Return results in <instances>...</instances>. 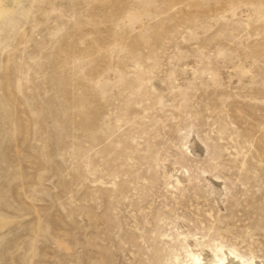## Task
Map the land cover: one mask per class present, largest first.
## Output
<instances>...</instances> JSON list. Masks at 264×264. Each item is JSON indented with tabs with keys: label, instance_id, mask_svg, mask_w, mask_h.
I'll return each mask as SVG.
<instances>
[{
	"label": "rangeland",
	"instance_id": "rangeland-1",
	"mask_svg": "<svg viewBox=\"0 0 264 264\" xmlns=\"http://www.w3.org/2000/svg\"><path fill=\"white\" fill-rule=\"evenodd\" d=\"M0 220V264L264 260V0H17Z\"/></svg>",
	"mask_w": 264,
	"mask_h": 264
},
{
	"label": "bare ground",
	"instance_id": "bare-ground-1",
	"mask_svg": "<svg viewBox=\"0 0 264 264\" xmlns=\"http://www.w3.org/2000/svg\"><path fill=\"white\" fill-rule=\"evenodd\" d=\"M16 2H17V0H0V18L5 16V14L7 15L8 12L13 10V8L16 5ZM201 146H203V145H201ZM198 147H200V146H198ZM201 148H203V147H201ZM201 148H200V151H201ZM168 177L172 178V175H169ZM174 181H175V186H178L180 184V180L178 178H174ZM7 224H8V222L0 220V230L3 229ZM182 235H180V236H181V239L183 240V246L190 248V249H188L189 254L187 255L189 257V263L188 264H263L264 260H262V259L256 258L255 256H252L250 258H245L244 256H242L238 253H235L231 249L228 250L222 246L218 250L216 249V251H213L211 249L212 246L211 247L209 246L210 248H208L206 250H205V248H204V250H201L202 249V241H200L199 239L194 238V237H192V238L190 237L191 239L189 238V240H187ZM203 243H205V242H203ZM208 245H210V243Z\"/></svg>",
	"mask_w": 264,
	"mask_h": 264
}]
</instances>
